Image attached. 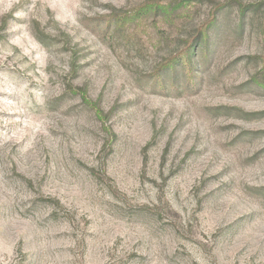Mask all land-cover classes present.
Listing matches in <instances>:
<instances>
[{"label": "rangeland", "instance_id": "1", "mask_svg": "<svg viewBox=\"0 0 264 264\" xmlns=\"http://www.w3.org/2000/svg\"><path fill=\"white\" fill-rule=\"evenodd\" d=\"M177 2L0 0V264H264V0Z\"/></svg>", "mask_w": 264, "mask_h": 264}, {"label": "trees", "instance_id": "2", "mask_svg": "<svg viewBox=\"0 0 264 264\" xmlns=\"http://www.w3.org/2000/svg\"><path fill=\"white\" fill-rule=\"evenodd\" d=\"M188 2L189 0H178L177 3H175V6H181L184 4H187L185 2ZM158 10H166L165 7H162L159 2H150L145 3L141 5L137 10L134 11L133 15L131 16H123L118 19V24L122 25L124 22L128 20H141L143 17L149 15V14H156ZM213 19H210L209 21H212ZM206 25L203 24L198 29L200 33L204 32ZM171 65V59L168 61L167 65Z\"/></svg>", "mask_w": 264, "mask_h": 264}]
</instances>
